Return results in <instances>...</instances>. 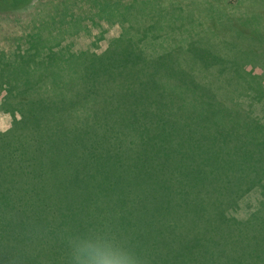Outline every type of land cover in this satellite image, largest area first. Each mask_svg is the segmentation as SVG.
<instances>
[{
    "label": "rangeland",
    "instance_id": "374dc122",
    "mask_svg": "<svg viewBox=\"0 0 264 264\" xmlns=\"http://www.w3.org/2000/svg\"><path fill=\"white\" fill-rule=\"evenodd\" d=\"M235 1L241 3L239 9H233ZM24 2L28 3L0 11V137L12 134L20 109L30 108L31 96L35 102L56 95L59 107H68L82 93L88 101L92 86L102 85L99 81L106 80L112 68H139L147 77L152 75L142 86L156 95L133 93L128 135H116L115 148L108 153L109 160L125 163L129 169L130 155L123 152L122 158L120 152L126 149L122 145L132 143V127L141 124L145 130L156 129L160 136L154 160L145 153L148 168L139 173L146 178L141 188L145 200L146 194L154 200L149 209L144 203L146 227L141 237L135 236L142 242L134 238L132 247L147 258V264H182L199 251L215 256V264H264V217L247 224L264 204V189H259L264 174V58L260 61L252 55L258 43L241 36L238 46L225 34L212 35L213 30H220L215 23L227 16L215 0H13L14 5ZM223 2H230L227 12L241 20L245 14L264 15L259 0ZM211 4L214 11L209 12ZM255 21L259 24L264 19ZM215 35H221V41ZM262 35L264 28V40ZM259 47L264 51V45ZM196 48L211 49L224 58V66L214 59L210 67H202L201 59L208 64L214 55H202ZM172 63L182 75L176 83L166 77L174 72ZM235 66L243 67L237 70L239 81L232 76ZM36 79L42 81L34 83ZM176 88L186 104L176 116L165 114L163 99ZM23 89L31 94L23 95ZM111 91L105 90L103 97ZM192 95L211 112H202L200 129L195 121L191 122L194 128L184 123L199 108ZM88 109L81 115L86 116ZM37 119L31 117L29 127ZM56 124V131H63L58 127L62 120ZM79 128L85 130L81 123ZM67 134L68 130L63 140L45 144L39 153H35L29 128L14 145L0 142V192L20 188L23 181L12 178L22 171L24 160L30 161L29 170L37 178H44L42 191H92L94 185L91 189L71 186L80 177L70 172L74 169L71 161L78 158ZM223 146L225 154L215 165L212 160ZM126 172L138 174L125 168L117 174ZM113 173L117 175L115 169ZM225 209L242 224L231 242L217 231L221 220L216 212ZM4 257L0 256V264Z\"/></svg>",
    "mask_w": 264,
    "mask_h": 264
},
{
    "label": "trees",
    "instance_id": "16d2710c",
    "mask_svg": "<svg viewBox=\"0 0 264 264\" xmlns=\"http://www.w3.org/2000/svg\"><path fill=\"white\" fill-rule=\"evenodd\" d=\"M215 1L223 5L227 16L220 23H215V25L220 26V30H213L212 35L225 34L230 40L237 41L238 46L241 45L238 38L241 36L250 37V41L253 39L254 43H258V46H255L252 51L255 54L252 55L255 58L258 57V60L261 61V57L264 58V51L259 46L262 45L263 47L264 45V40L261 37L264 22L259 21L258 24L255 20L257 18L263 20L264 15L256 12L245 14L246 18L241 20V16L231 15L227 12L230 2ZM27 3L14 5L13 0H0V11L13 10ZM242 4L245 6V2L242 1ZM257 4L264 9V0H259ZM240 6L241 3L235 1L232 7L233 9H239ZM211 8L212 4L208 7L209 12L214 11ZM239 27H243L245 31H248L244 33ZM215 36L218 40L222 37L221 35ZM262 36L264 37V35ZM248 48L246 50L250 55L251 51ZM198 51L202 55L209 52V54L214 55L211 49L201 48V50H196V52ZM215 56L213 59H208L210 60L208 64H205L200 58L201 66L206 67L208 65L210 67L209 64L214 59L221 60L219 65L224 66V58L222 60L221 57L216 56L217 58H215ZM172 64L174 72L166 73V77L176 83L182 75L176 68V64ZM192 64H195V62ZM241 68L243 67L235 66L232 69V76L235 77V81H239V78H241L237 71H240ZM140 70L131 67H114L111 69L110 75H106V80L99 81L102 85L94 84L92 86V93L89 95L88 101L82 93L79 98L64 108L59 107L57 104L59 98L56 95L35 102L31 96L29 99L31 101L28 103L30 108L23 106L20 109L21 117L19 121H15L16 127L13 131H10L12 134L8 135L9 137H0V142H8L14 145L19 139L18 136H22L23 132L29 128L32 132L31 141L35 145V153H39L40 148L45 144L51 141L58 143L63 140L68 130L67 141H70L71 150L77 154L78 158L76 162L71 161L74 169L70 172L80 177L79 183L71 184V186L73 188L85 186L91 189L94 185V189L89 192L64 194L45 192L42 191L44 190V184L41 182L44 178H37L38 175L34 173V170H29L30 161H22L23 165L20 167L22 171L12 178L19 182L23 181L20 188L18 190L9 188L0 192V256H5L3 264H67V236L71 233L82 232L90 225L100 222L108 225L119 235L126 237L131 246L135 236L141 237L147 220L146 214L143 217L142 208H144L146 201L149 209L150 202L154 200V197L152 194H146L145 200L141 188L146 185V178L139 175V173L148 168L145 167V163L149 159L154 160L155 152L159 148L157 145L160 138L158 131L156 129L145 130L141 124H138L137 127L131 129L132 143L130 142L128 146L122 145L126 149L122 150L120 154L122 158L126 154L130 155L129 169L136 171L137 175L130 176L127 175V172L123 173L124 175L117 174L123 168L129 169L126 168L125 163L122 165L120 163L116 164L115 161L108 159L109 151L115 148L116 135L119 134L125 138L128 135V130H130L128 128V118L130 116V106L133 103V93L155 94L154 91L151 93V89L142 86L152 75L147 77ZM41 81L36 79L33 82L38 83ZM174 82L173 84H175ZM53 84V86H56L55 83ZM28 90L23 89L21 92H23V95L25 93L30 95L31 93ZM105 90L108 92L112 90L107 97H103ZM166 93L162 104L163 110L165 114L176 116L177 113L181 112L180 108L185 106V100L180 96V91L178 92L177 88ZM206 97L208 99V96ZM192 98L197 102L199 108L184 123L188 128H194L192 124L195 121L196 128L200 129L202 124L198 119L201 120L202 112L208 114L210 110L204 109L200 100H197L194 96ZM214 101V99L210 100V102ZM224 101L226 102V100ZM210 102L209 106H211ZM85 108H89L88 114L82 116L81 111ZM67 110H69V115L66 114ZM73 112L76 113L71 116ZM135 113L138 114V111H135ZM31 117L38 119L34 126L29 127L28 121ZM69 117H71L72 122H70ZM61 120L63 124L58 127L63 131H56L58 125L56 122L59 123ZM135 122L140 123L141 121L135 120ZM80 123L82 129L85 130H80ZM202 137L205 139L206 136L202 135ZM224 151L223 146L215 153V158L212 160L215 165L220 163L222 156L225 154ZM123 152H125L124 156ZM145 153L148 154L149 159L144 156ZM26 163L27 166L25 167ZM113 169H115L117 175L113 173ZM77 176H75L76 179H78ZM263 178L264 174L260 176L261 181L259 184L263 183V185L259 189H264ZM230 212L228 209L216 212L221 220V226L217 231H220L219 236L224 237L228 242L237 237L242 229V227H239L242 224L231 217L233 215L229 216ZM232 212L236 213V211ZM253 215H255L252 218L253 220L250 219L247 224L261 216L264 217V204ZM153 220H157V216H153ZM261 226L264 227V225ZM175 238V240H181L180 237ZM135 239H138L137 242L139 243L142 242L140 238ZM182 264H215V256L211 258V255H206L205 251L194 252Z\"/></svg>",
    "mask_w": 264,
    "mask_h": 264
},
{
    "label": "clouds",
    "instance_id": "9594fccd",
    "mask_svg": "<svg viewBox=\"0 0 264 264\" xmlns=\"http://www.w3.org/2000/svg\"><path fill=\"white\" fill-rule=\"evenodd\" d=\"M66 242L67 264H147V258L126 237L103 222L69 234Z\"/></svg>",
    "mask_w": 264,
    "mask_h": 264
}]
</instances>
